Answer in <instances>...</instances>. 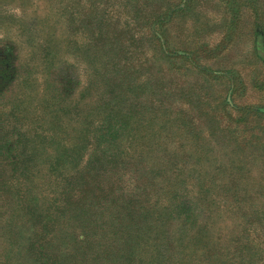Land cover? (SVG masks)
Instances as JSON below:
<instances>
[{"label": "rangeland", "instance_id": "rangeland-1", "mask_svg": "<svg viewBox=\"0 0 264 264\" xmlns=\"http://www.w3.org/2000/svg\"><path fill=\"white\" fill-rule=\"evenodd\" d=\"M160 6L175 7L164 26L150 27ZM135 22L161 40L163 50L146 41L159 52L152 67L182 81L184 96L169 101L171 126L184 129L191 153L186 167L179 160L190 183L175 214L184 239L196 218L213 237H231L247 214L250 263L264 264V0H0V147L13 148L11 160L34 147L37 167L24 176L0 158V264H38L25 249L35 216L20 240L12 236L25 212L20 197L30 191L33 205L57 214L50 205L59 194L62 122L74 119L75 103L93 99L95 72L116 58Z\"/></svg>", "mask_w": 264, "mask_h": 264}, {"label": "trees", "instance_id": "trees-1", "mask_svg": "<svg viewBox=\"0 0 264 264\" xmlns=\"http://www.w3.org/2000/svg\"><path fill=\"white\" fill-rule=\"evenodd\" d=\"M175 6L157 8L150 27L164 26L161 18ZM135 23V32L129 28L118 43L116 58L95 72L93 101L75 103L74 119L62 122L59 194L50 205L57 214L33 205V194L23 192L25 212L12 236L20 240V230L35 216L25 249L38 264H251L244 241L247 214L237 216L246 226L232 230L231 237H213L209 223L196 218L194 236L184 239L185 224L175 214L185 209L182 189L190 183L179 163L186 167L191 153L184 129L171 126L169 101L174 94L184 96L182 81L152 67L159 52L146 41L153 39L163 50L161 40L153 28L146 37L147 25ZM18 150L19 159L11 160L6 156L13 148L4 144L0 158L27 176L37 168L35 148Z\"/></svg>", "mask_w": 264, "mask_h": 264}]
</instances>
